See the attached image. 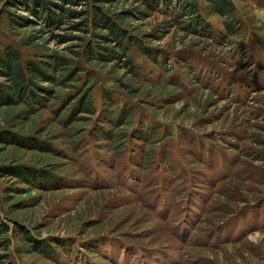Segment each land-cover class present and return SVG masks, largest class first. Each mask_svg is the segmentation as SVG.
<instances>
[{"label": "rangeland", "instance_id": "obj_1", "mask_svg": "<svg viewBox=\"0 0 264 264\" xmlns=\"http://www.w3.org/2000/svg\"><path fill=\"white\" fill-rule=\"evenodd\" d=\"M234 1L244 27L233 47L190 34L167 9L132 20L163 66L136 49L134 82L105 70L93 90L99 115L107 91L118 109L132 107L126 139L117 136L124 120L102 124L103 135L92 126L71 136L53 105L27 131L52 145L50 156L14 149L0 156L58 178L15 196L29 204L17 220L51 242L55 258L15 253L16 264H264V0ZM114 9L147 10L136 0ZM210 21L224 30L221 18ZM28 32L20 30L18 40ZM13 34L0 16V41ZM183 57L194 71L178 64ZM142 124L157 129L156 140H138ZM4 126L12 122L0 118ZM14 181H1L0 194Z\"/></svg>", "mask_w": 264, "mask_h": 264}, {"label": "trees", "instance_id": "obj_2", "mask_svg": "<svg viewBox=\"0 0 264 264\" xmlns=\"http://www.w3.org/2000/svg\"><path fill=\"white\" fill-rule=\"evenodd\" d=\"M120 1L0 0V16L14 32L6 37L11 39L10 42L0 41V118L4 125L12 122V128H0V156L11 149L50 156L55 151L52 145L43 141L40 135L33 136L27 131L32 129L37 115L53 105L71 136L79 134L82 137L92 126L102 130L103 135L107 129H101L102 124L108 122L118 127L124 120L125 129L121 128L117 136L127 138V130L134 127L132 107L118 109L112 93L107 91L104 114L99 115L93 90L98 72L105 70L109 74L122 72L130 83L134 82L139 76L134 57L136 49L154 65L163 66V57L136 34L137 28L131 23L134 18L143 20L148 14L167 9L190 34L229 47L234 46L244 27L234 0H136L147 8L136 12L114 9ZM212 17L223 20L225 31L212 25ZM20 30L30 32L18 40ZM50 42L66 46L62 51L46 48L33 55L26 52ZM178 64H188L194 71L188 58L179 59ZM173 82L179 89L176 80ZM125 89L132 97L136 96L131 88ZM116 110H119L118 120L113 117ZM134 134L138 140H156L158 137L155 127L143 124ZM151 151L150 160L154 149ZM7 179L15 180V183L7 184L3 195L0 194V264H16L15 253L19 256L45 254L55 258L51 242L37 238L33 227L17 220L29 204L26 199L15 196L48 188L50 183L57 181L56 174L45 167L0 162V182ZM57 246L62 249L61 243Z\"/></svg>", "mask_w": 264, "mask_h": 264}]
</instances>
